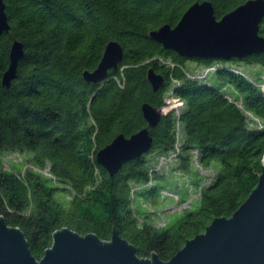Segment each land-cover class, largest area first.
Returning a JSON list of instances; mask_svg holds the SVG:
<instances>
[{"label": "trees", "instance_id": "obj_1", "mask_svg": "<svg viewBox=\"0 0 264 264\" xmlns=\"http://www.w3.org/2000/svg\"><path fill=\"white\" fill-rule=\"evenodd\" d=\"M197 1L205 0H5L11 27L0 37V217L23 230L38 259L57 230L110 240L114 224L140 257L155 252L167 261L215 218L230 217L258 185L264 79L259 70L238 66H264V51L190 58L149 35L164 24L175 26ZM207 1L220 19L248 0ZM14 41L23 43L25 54L8 88L2 79ZM110 41L123 46V61L104 80L86 81L83 72L98 66ZM188 60L207 67L191 72ZM151 68L165 79L158 91L148 80ZM211 73L216 83L208 80ZM167 95L181 108L149 126L143 104L163 109ZM143 128L153 139L148 152L113 176L97 162V153L118 135ZM10 152L27 153L30 165L6 169ZM151 152L156 158L148 159ZM162 157L176 160L190 183L167 187ZM201 167L213 171L202 175ZM163 190L167 196L175 190L179 203L195 198L161 225L163 214L145 210L144 201L164 197Z\"/></svg>", "mask_w": 264, "mask_h": 264}, {"label": "water", "instance_id": "obj_2", "mask_svg": "<svg viewBox=\"0 0 264 264\" xmlns=\"http://www.w3.org/2000/svg\"><path fill=\"white\" fill-rule=\"evenodd\" d=\"M263 19L264 0H248L220 19L210 1H197L175 26L164 24L149 35L166 49L190 58H242L264 51V36L260 35ZM10 27L5 0H0V37ZM24 54L23 43L14 41L9 67L3 74L4 86H11ZM123 58V46L118 41L108 42L98 66L85 70L84 79L93 83L104 80ZM148 80L158 91L165 79L151 68ZM142 111L151 127L159 123L163 114V109L149 103L143 104ZM152 142L148 128L130 137L120 134L97 153V162L113 176L125 162L148 152ZM151 254L140 257L136 246L122 237L113 224L110 240L95 233L83 235L69 227L57 230L52 246L38 259L23 230L0 217V264H264V167L258 185L230 217L215 218L203 233L188 240L167 261L155 252Z\"/></svg>", "mask_w": 264, "mask_h": 264}, {"label": "rangeland", "instance_id": "obj_3", "mask_svg": "<svg viewBox=\"0 0 264 264\" xmlns=\"http://www.w3.org/2000/svg\"><path fill=\"white\" fill-rule=\"evenodd\" d=\"M242 65V66H241ZM186 66L187 69L190 70L191 72L193 70L198 71L197 73H201L199 71H204L205 68L207 67V64L201 63V62H196L194 60H188L186 62ZM244 68V69H243ZM255 69L259 70V72L262 75V78L264 79V66H258V65H249V64H244L241 63L240 66H238V71H249L252 72L255 71ZM247 70V71H246ZM195 73V71H193ZM248 72V73H249ZM198 75V74H197ZM252 76V75H251ZM254 76V75H253ZM208 80L211 83H216V79H215V73H211L208 76ZM261 87H264V82L262 83ZM165 101H167V104L165 108H163V112L168 111L170 109H174V108H181L182 106V102L179 101L177 98L172 97L170 95L166 96ZM157 153L156 152H151L148 154V159L151 158H156ZM156 161V160H155ZM166 162H163V166L162 167V180H164L165 184L167 185V187L169 188H173L175 190H179L181 189L183 186H185L186 184L190 183V180L188 178V176L186 174H181L179 171L176 170V166L178 165V162L176 160L171 161L167 164ZM13 164L19 165V166H28L30 165V161H29V155L27 153H19V152H10V153H6L5 157H4V166L6 169H9ZM213 170H203V169H199V172L204 175L206 173H210ZM47 172V171H45ZM214 175V172L212 173V176ZM181 176V179H180ZM209 181V179L207 180ZM171 192V195L173 196H167L164 193H166L169 190H163V194L164 197H152L150 198L147 202L144 201L145 205V210H147V206L150 207L152 210L158 212L159 214L162 213L164 216V221H160L159 224H164L167 220H170V218L177 217L179 216V213L188 208V206H190V199L195 198V193L191 194L189 201L186 202H182V203H177V205L175 206L176 202H175V198L176 196H178V194H176V191ZM181 200V199H179ZM136 204L138 205L137 201ZM159 216V215H158Z\"/></svg>", "mask_w": 264, "mask_h": 264}, {"label": "built area", "instance_id": "obj_4", "mask_svg": "<svg viewBox=\"0 0 264 264\" xmlns=\"http://www.w3.org/2000/svg\"><path fill=\"white\" fill-rule=\"evenodd\" d=\"M179 100V99H178ZM165 112V111H164ZM259 126L260 127H263V124L261 123V122H259ZM171 158H165V157H162V159H161V163H163V162H166V161H168V160H170ZM262 161H263V163H264V155H263V158H262ZM201 169H202V167H201ZM164 194H170V193H168V192H166V193H164ZM175 202H176V204H175V206L177 205V203L179 202V196H176V198H175ZM189 207V206H188Z\"/></svg>", "mask_w": 264, "mask_h": 264}, {"label": "flooded vegetation", "instance_id": "obj_5", "mask_svg": "<svg viewBox=\"0 0 264 264\" xmlns=\"http://www.w3.org/2000/svg\"><path fill=\"white\" fill-rule=\"evenodd\" d=\"M261 35L264 36L263 33Z\"/></svg>", "mask_w": 264, "mask_h": 264}]
</instances>
